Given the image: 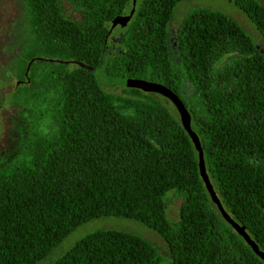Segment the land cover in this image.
Instances as JSON below:
<instances>
[{"label": "trees", "instance_id": "1", "mask_svg": "<svg viewBox=\"0 0 264 264\" xmlns=\"http://www.w3.org/2000/svg\"><path fill=\"white\" fill-rule=\"evenodd\" d=\"M69 1L81 20L60 0H17L9 25L0 84L12 88L0 107L15 114L0 152V264H38L77 226L106 216L155 230L169 257L136 233L97 229L50 264H264L212 202L174 104L104 86L84 66L177 94L215 193L264 253V54L232 17L201 6L183 16L174 58L169 23L181 0H135L121 49L105 57L111 21L132 0ZM232 1L264 41V5ZM171 190L181 197L176 222L166 214Z\"/></svg>", "mask_w": 264, "mask_h": 264}, {"label": "rangeland", "instance_id": "2", "mask_svg": "<svg viewBox=\"0 0 264 264\" xmlns=\"http://www.w3.org/2000/svg\"><path fill=\"white\" fill-rule=\"evenodd\" d=\"M258 1L264 5V0ZM60 4L64 13L68 17L78 21L81 20V11L75 5L70 3L69 0H60ZM201 6L220 10L232 17L245 29L253 43L264 54V41L262 40L260 34L245 13L241 11L232 0H181L175 6L174 14L169 23L168 42L171 46L170 50L172 49L174 58L176 55L175 47L177 33L183 16L192 9ZM18 14L19 5L17 0H0V63H3L7 58L4 45L9 38V25L10 22L18 16ZM125 28L126 25H115L114 28L112 27L105 48V57H108L121 49L119 38L122 30ZM224 61L225 58L221 59L219 64ZM187 86L190 85L185 82L184 94H186V91L188 94L191 92V89H188ZM11 88V83L0 84V101L2 100L3 95H5ZM115 91L118 92V89ZM14 114V108L8 105L0 107V152L3 149H8L10 146L11 142L9 139V129L11 126V117H13ZM173 192L174 191L171 190L167 192L165 196V200L167 202L166 214L171 222H176L178 220V207L181 202V197L173 194ZM97 229H120L136 233L150 241L163 257H169L168 246L165 240L155 230L131 218L106 216L90 219L77 226L50 252L46 258L41 260L38 264H50L82 236Z\"/></svg>", "mask_w": 264, "mask_h": 264}, {"label": "water", "instance_id": "3", "mask_svg": "<svg viewBox=\"0 0 264 264\" xmlns=\"http://www.w3.org/2000/svg\"><path fill=\"white\" fill-rule=\"evenodd\" d=\"M133 7L131 8L130 12L128 14L124 15H116L112 21H111V28L114 27L115 25H121L125 26L127 22L130 20L133 11H134V3L135 0H132ZM39 59H43L39 57ZM47 60H52L50 58H46ZM60 62H66L63 60H59ZM90 70L93 71L95 78L98 80V82L104 86H126V87H134V88H140L144 91H152V92H157L165 97H167L176 107L180 121L185 128L186 132L190 136L195 148L198 151V169H199V174L200 177L202 178L204 185L211 197L212 202L217 206L219 212L223 216V218L234 228L235 231H237L243 238L244 240L252 246L254 251L261 256L264 259V253L259 251L255 242L250 238V236L247 234L245 231L244 227L240 224H238L236 221H234L231 216L226 212L224 209L220 199L218 198L217 194L215 193L213 186L210 182V179L207 175L206 169H205V164H204V159H203V153L202 149L200 146V141L199 137L197 134L191 129L190 127V115L188 110L186 109L184 103L182 100L177 96L176 93H174L171 89L168 87L164 86L161 83L155 82V81H149L145 80L142 78H132V77H126V76H114L105 73L103 70L100 68H94L91 66L84 65ZM20 81H16V83H19Z\"/></svg>", "mask_w": 264, "mask_h": 264}]
</instances>
